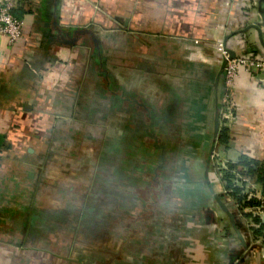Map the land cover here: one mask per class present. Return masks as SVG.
<instances>
[{
    "label": "crops",
    "instance_id": "1",
    "mask_svg": "<svg viewBox=\"0 0 264 264\" xmlns=\"http://www.w3.org/2000/svg\"><path fill=\"white\" fill-rule=\"evenodd\" d=\"M13 1L25 34L14 55L0 33V264H264L223 181L243 157L264 165V75L228 93L219 50L264 58V0ZM238 172L243 196L262 195Z\"/></svg>",
    "mask_w": 264,
    "mask_h": 264
},
{
    "label": "built area",
    "instance_id": "2",
    "mask_svg": "<svg viewBox=\"0 0 264 264\" xmlns=\"http://www.w3.org/2000/svg\"><path fill=\"white\" fill-rule=\"evenodd\" d=\"M15 2L13 0H0V33L7 37L9 47L15 55V50L20 46L24 38V22L14 15ZM222 56L225 63V87L228 93L234 87L243 72L258 73L264 75V58L236 56L230 58L228 50L221 46ZM226 102L232 106L228 95ZM261 200V205L256 207H247L243 210L244 214H250L252 218L264 220V200L259 194H249L248 200ZM252 226L257 228L253 222Z\"/></svg>",
    "mask_w": 264,
    "mask_h": 264
},
{
    "label": "trees",
    "instance_id": "3",
    "mask_svg": "<svg viewBox=\"0 0 264 264\" xmlns=\"http://www.w3.org/2000/svg\"><path fill=\"white\" fill-rule=\"evenodd\" d=\"M14 15L20 19L15 11ZM229 137H228V130L223 129L219 138V142L223 145H228ZM1 149V148H0ZM244 169L246 174H250L254 176L257 182L261 185V197L264 200V165L260 162L249 160L247 158H241L238 164H228L227 169L224 171L223 181L225 183V191L226 196L236 202L237 208L239 211H243L247 207H256L261 205V200L252 199L248 200L247 196L242 195V187L237 186L236 181V174H239V168ZM245 218H251L250 214H246ZM255 223L257 224V228L254 229V235L256 239H264V222L258 219H255Z\"/></svg>",
    "mask_w": 264,
    "mask_h": 264
},
{
    "label": "water",
    "instance_id": "4",
    "mask_svg": "<svg viewBox=\"0 0 264 264\" xmlns=\"http://www.w3.org/2000/svg\"><path fill=\"white\" fill-rule=\"evenodd\" d=\"M230 58H235V55L231 53L230 54ZM219 126H220V123H219V121H217L216 129H215L216 133L219 130ZM216 201H217L218 205L220 206V208L222 209V211L229 217L230 222H231L232 226L236 229L237 233H239L238 225L241 226V225L245 224V220L244 219L238 220V218H240V217H237V215L234 214L228 208V206L222 201V199L220 197H217Z\"/></svg>",
    "mask_w": 264,
    "mask_h": 264
},
{
    "label": "rangeland",
    "instance_id": "5",
    "mask_svg": "<svg viewBox=\"0 0 264 264\" xmlns=\"http://www.w3.org/2000/svg\"><path fill=\"white\" fill-rule=\"evenodd\" d=\"M221 46H222V44H219V50H220V53L222 54V49H221ZM106 140L108 141L109 139H112V137H110V134L108 133L107 134V136H106ZM108 152H109V150H108ZM93 156H89V160L92 158ZM112 158H114V156H112ZM215 163H216V160L214 159L213 160ZM69 162V160L68 161H66L65 163H61V164H66V163H68ZM105 164V163H104ZM110 163L109 164H105V166H106V168L108 169L107 171H109L110 170ZM222 165V164H221ZM223 166V165H222ZM185 167V166H184Z\"/></svg>",
    "mask_w": 264,
    "mask_h": 264
}]
</instances>
